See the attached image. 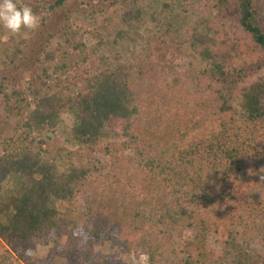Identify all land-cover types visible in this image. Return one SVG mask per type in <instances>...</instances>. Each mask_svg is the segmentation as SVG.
Here are the masks:
<instances>
[{"label": "trees", "instance_id": "trees-1", "mask_svg": "<svg viewBox=\"0 0 264 264\" xmlns=\"http://www.w3.org/2000/svg\"><path fill=\"white\" fill-rule=\"evenodd\" d=\"M67 1H56L48 11L53 16L59 15ZM143 1L122 0L114 13L118 22L115 28H119L114 39L104 35L109 34L104 27V34L94 35L97 43L90 50L92 55H99L126 40L140 45L142 53L136 54L135 62L118 54L112 65L101 59L102 67L86 79L82 89L73 96L54 91L51 84L58 73L76 61L70 51L83 55L85 46L75 43L77 33L66 26L61 28L63 45L57 49L59 55L54 52L36 55L35 77L26 91L34 109L28 106L23 124V141L26 142L30 134L54 131L63 115L75 111L76 122L67 135L68 142L92 148L105 142L123 141V149L132 151V156L116 159L100 172L97 168L72 167L59 174L54 161L45 159L40 150L33 152L23 143L14 152L4 154L0 157V181L11 173L22 175L24 180L20 194L0 205V215L7 209L13 210L8 225H0L1 241L13 246L28 244L40 235L56 230L62 217L50 206L51 201L64 202L75 191L87 193L96 172L107 190L102 198L110 203L101 208L103 214L126 224L135 233L148 224L182 225L194 232L188 247L189 250L193 248L198 257L203 255L210 232L217 233L227 226L232 228L234 223L243 220L238 209L242 201L237 193L242 190L245 178L257 176L255 166L247 172L245 164L264 160V79L243 89L244 120L240 121L229 98L218 88L231 86L232 82L241 81L248 75L232 69L228 63L230 54L217 47L206 23H198L191 30L189 45L197 56L198 67H208L207 77H199L210 98L209 104L203 105L205 113L202 117L207 115L212 119L217 131L183 146V133L177 125L180 119L174 111L179 104L178 98L160 92L148 76L152 73V69L148 71V65L152 64L155 44L165 45V39L173 46L177 42L168 39L172 27L167 17H153L152 26L143 29L146 24ZM173 1L178 13L190 12L178 5L179 0ZM228 4L229 0H218L219 8L223 10ZM86 6L90 7L89 4ZM236 8L240 28L264 55L262 10L253 0H237ZM6 59L5 69L20 66L24 59L20 44ZM231 70L236 72L233 76ZM170 85L169 79L162 81V86ZM246 191L247 188H243V192ZM89 210L96 209L91 204ZM145 240L141 239V244H145ZM189 252L187 262H191Z\"/></svg>", "mask_w": 264, "mask_h": 264}, {"label": "rangeland", "instance_id": "rangeland-1", "mask_svg": "<svg viewBox=\"0 0 264 264\" xmlns=\"http://www.w3.org/2000/svg\"><path fill=\"white\" fill-rule=\"evenodd\" d=\"M56 1L14 0L18 7L28 5L39 16L40 25L34 31L22 29L13 35L0 24V157L14 152L23 143L33 152L40 150L45 159L54 161L59 174L72 167L97 168L100 172L116 159L132 156V151L123 149V141L105 142L92 148L68 142L67 135L76 122L75 111L63 115L54 131L30 134L26 142L23 141L28 106L34 109L32 98L26 91L35 77L36 55L42 52L59 55L57 49L63 45V26L77 33L75 43L85 46V54L70 51L76 61L58 73L51 84L54 91L73 96L82 89L86 79L102 67L101 59L112 65L115 54H118L135 62L136 54L142 53L141 46L123 40L119 41L117 48L106 49L99 55L90 53L97 43L94 35L104 34V27L109 32L104 35H109L111 40L119 31L115 28L118 22L114 13L122 0H94L91 3L68 0L62 12L53 16L48 9ZM179 1L178 5L189 13H178L173 0H144L142 7L146 24L143 29L152 26L153 17L169 18L172 28L168 39L177 44L173 46L167 39L165 45L155 44L152 64L148 65V71L152 69V73L148 76L160 92L177 96L179 104L174 111L180 119L177 125L183 133L182 145L187 146L217 131L212 119L207 115L202 117L205 113L203 105L210 98L199 77H207L208 67H198L197 56L189 45L191 30L198 23H206L217 47L230 54L228 63L232 69L247 73L243 80L218 88L229 98L240 121L244 120L242 91L256 80L264 79V55L238 24L237 0H229L225 10L219 8L218 0ZM253 1L264 14V0ZM262 29L264 31V22ZM17 44L24 52L23 62L16 69H5L6 56ZM165 79L171 81L167 88L162 86ZM254 162L256 164H245V169L248 172L254 165L258 177L245 178L242 190L237 193L242 201L238 209L243 220L234 223L232 228L227 226L217 233L210 232L201 257L193 248L189 250L188 243L192 242L194 232L182 225L168 222L148 224L135 233L126 224L103 214L101 208L110 206V203L102 198L107 190L96 172L91 177L87 193L75 191L64 202L51 201L50 206L62 217L56 230L40 235L28 244L13 246L0 240V264H264V180L260 179L264 175V160ZM23 180L22 175L11 173L0 181V205L20 194ZM243 188L247 191L243 192ZM91 204L96 209L93 212L89 210ZM12 216V209L4 211L0 215V225L7 226ZM143 238L146 239L145 244H141ZM188 251L192 255L191 262H187Z\"/></svg>", "mask_w": 264, "mask_h": 264}, {"label": "clouds", "instance_id": "clouds-1", "mask_svg": "<svg viewBox=\"0 0 264 264\" xmlns=\"http://www.w3.org/2000/svg\"><path fill=\"white\" fill-rule=\"evenodd\" d=\"M0 24L15 35L22 29L36 30L40 25V18L28 5L18 7L14 0H0ZM260 179L264 180V175Z\"/></svg>", "mask_w": 264, "mask_h": 264}]
</instances>
